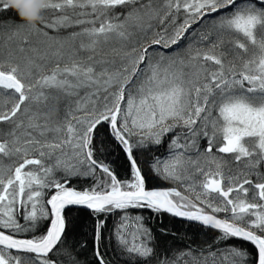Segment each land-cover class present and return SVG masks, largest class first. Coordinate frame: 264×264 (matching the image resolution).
<instances>
[{
	"label": "snow or ice",
	"instance_id": "snow-or-ice-1",
	"mask_svg": "<svg viewBox=\"0 0 264 264\" xmlns=\"http://www.w3.org/2000/svg\"><path fill=\"white\" fill-rule=\"evenodd\" d=\"M208 17L210 26L193 33L199 46L149 51L179 45ZM38 23L0 42V264H57L50 254L74 206L122 213L111 236L126 264H148L155 253L152 229L131 209L199 222L220 233L216 243L251 242L253 264H264V0H45ZM76 28L68 37L45 30ZM33 36L51 43L41 48ZM113 41L120 47L110 55ZM101 125L130 164L126 180L96 158ZM169 135L168 156L150 168L177 186L148 189L136 153ZM79 178L94 183L73 187ZM104 227L97 219V264H106ZM181 261L247 264V253L209 246L207 255L188 249L159 264Z\"/></svg>",
	"mask_w": 264,
	"mask_h": 264
},
{
	"label": "trees",
	"instance_id": "trees-1",
	"mask_svg": "<svg viewBox=\"0 0 264 264\" xmlns=\"http://www.w3.org/2000/svg\"><path fill=\"white\" fill-rule=\"evenodd\" d=\"M117 11H120L118 9ZM230 11V9L228 10ZM47 18L51 19V12L45 14ZM220 15V13L214 14ZM212 17L205 18L203 22L193 26V28L187 33L185 39H183L179 45L173 46L172 49L163 50L159 46H153L150 52L162 50L168 54H173L176 51H180L183 55V50L191 42L196 45L198 36H193V33H198L201 29H207L210 26ZM17 24L14 28H17L18 24L27 25V23L20 20L16 12L11 8L3 9V4L0 3V30L4 28V25ZM43 28V25H39ZM29 28H25L24 31H29ZM49 32L50 36L68 37L71 31H78L79 29H62L59 33H56L50 29H45ZM159 26L155 27L153 31H159ZM0 31V42L6 40V36H2ZM5 33V32H3ZM259 35V33H258ZM2 38V40H1ZM152 38L150 32L148 38L140 42L139 46H143ZM33 44L44 48L47 43L46 38L43 36L31 37ZM40 41H46L45 44L39 43ZM199 46V45H196ZM119 48L120 45L116 41H113L109 45L105 46L104 51L110 55L111 48ZM229 46L225 45L224 51H227ZM231 59V55L228 56ZM117 67L120 65L119 57H116ZM95 147L96 158L102 160L104 163L110 165L117 177L121 180H126L130 176V164L127 161L125 155L117 148L114 142L110 141L109 129L106 126L101 125L95 133ZM171 139V135L165 138V142L160 145H152L150 150H145L136 153L137 162L142 170V174L145 176L146 187H176L174 182L164 181L157 176L150 168L151 163L160 157L164 159L168 156V142ZM206 141L201 139L199 141L200 148L203 150L206 147ZM195 158V149L190 153ZM231 161V157H226ZM231 167L235 169V164H231ZM260 171H264V167H261ZM94 183L93 179H73L72 186L77 188H86ZM129 214L132 216L140 215L144 217V222L152 229L154 240L152 246L155 248V253L148 264H159V260L168 258L174 259L175 256L188 249L193 250V255L200 257V253L203 251L204 255L208 254L209 246L211 251L222 250L225 247L234 246L240 251L247 253V264H253L256 259L257 252L255 246L251 242L245 241L240 238H231L227 241L216 243V238L220 235L217 230L197 223L187 222L178 218H175L168 213L156 214L147 209H131ZM68 226L65 236L62 238V243L58 246L57 250L50 254L51 258L57 261V264H97V259L94 255V235L97 219L105 220V227L103 229V240L101 241V252L104 256L106 264H126L129 260L127 255L123 254L117 247L114 237L111 236L115 226L120 220L122 213L119 211L109 214L100 215L99 217L93 215V213L82 207H71L65 210L64 213ZM223 217V214H220ZM23 223V221H21ZM46 224L47 222H41ZM46 231V227H42L40 231L35 233H22L20 238H31L33 234L40 235ZM64 250V251H62ZM70 253V255H69ZM16 252L13 251V255ZM219 255V252H218ZM184 259H188L185 257ZM183 264V261L180 262Z\"/></svg>",
	"mask_w": 264,
	"mask_h": 264
},
{
	"label": "clouds",
	"instance_id": "clouds-1",
	"mask_svg": "<svg viewBox=\"0 0 264 264\" xmlns=\"http://www.w3.org/2000/svg\"><path fill=\"white\" fill-rule=\"evenodd\" d=\"M5 3L16 12L20 20L32 24L39 21L45 0H5Z\"/></svg>",
	"mask_w": 264,
	"mask_h": 264
},
{
	"label": "rangeland",
	"instance_id": "rangeland-1",
	"mask_svg": "<svg viewBox=\"0 0 264 264\" xmlns=\"http://www.w3.org/2000/svg\"><path fill=\"white\" fill-rule=\"evenodd\" d=\"M3 4V3H2ZM17 24H13L12 23V25H4L3 27L4 28H2L0 31L2 32L1 33V35L2 36H6V37H8L10 34H11V32L15 29L14 28V26H16ZM21 25H23V24H18V26L17 27H19V26H21ZM3 32H5V33H3ZM1 40H2V38H1ZM2 41H4V40H2ZM0 127H6V126H0ZM9 161H7V160H5V163H8Z\"/></svg>",
	"mask_w": 264,
	"mask_h": 264
},
{
	"label": "water",
	"instance_id": "water-1",
	"mask_svg": "<svg viewBox=\"0 0 264 264\" xmlns=\"http://www.w3.org/2000/svg\"><path fill=\"white\" fill-rule=\"evenodd\" d=\"M164 50V49H163ZM148 189H166L165 187H147ZM82 208H85V207H82ZM85 209H87V208H85ZM89 210V209H88ZM169 215H171V214H169ZM173 216V215H172ZM175 217V216H174ZM176 218H179V219H182V220H184V221H190V220H188V219H186V218H181V217H176ZM222 218V217H221ZM190 222H195V223H198V224H200L199 222H196V221H190ZM200 225H202V224H200ZM210 228V227H209Z\"/></svg>",
	"mask_w": 264,
	"mask_h": 264
},
{
	"label": "bare ground",
	"instance_id": "bare-ground-1",
	"mask_svg": "<svg viewBox=\"0 0 264 264\" xmlns=\"http://www.w3.org/2000/svg\"><path fill=\"white\" fill-rule=\"evenodd\" d=\"M172 216V215H171ZM174 217V216H173ZM176 218V217H175ZM223 218V217H222ZM179 219V218H178ZM182 220V219H181ZM187 222H190V221H187ZM191 223H195V222H191ZM198 224V223H197Z\"/></svg>",
	"mask_w": 264,
	"mask_h": 264
}]
</instances>
